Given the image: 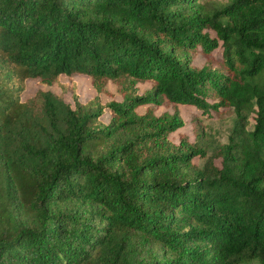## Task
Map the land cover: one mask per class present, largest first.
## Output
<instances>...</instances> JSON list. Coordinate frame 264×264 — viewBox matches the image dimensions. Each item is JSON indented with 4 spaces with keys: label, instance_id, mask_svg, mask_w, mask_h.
Instances as JSON below:
<instances>
[{
    "label": "trees",
    "instance_id": "1",
    "mask_svg": "<svg viewBox=\"0 0 264 264\" xmlns=\"http://www.w3.org/2000/svg\"><path fill=\"white\" fill-rule=\"evenodd\" d=\"M209 1L0 0V264H264V0ZM63 74L122 99H22ZM163 103L235 112L220 166Z\"/></svg>",
    "mask_w": 264,
    "mask_h": 264
},
{
    "label": "rangeland",
    "instance_id": "2",
    "mask_svg": "<svg viewBox=\"0 0 264 264\" xmlns=\"http://www.w3.org/2000/svg\"><path fill=\"white\" fill-rule=\"evenodd\" d=\"M228 0H210L209 5H224ZM213 34V31H211ZM184 55L189 61L197 66L202 67L204 65L214 68L218 66V59L221 56V49L218 47L214 49L210 54H205L200 51H187ZM152 82L149 80H140L136 83V90L138 93H144L148 91ZM121 86L113 80H109L107 83V90L102 93H98L93 87L90 76L83 74H73L67 76L65 74L60 76L59 82L54 84H43L40 82V78H29L25 83V88L22 91V99L27 100L34 96L39 89L51 90L55 94L63 97L67 102H71L75 105V101L79 100L82 103H88L93 101L94 104L99 100L101 103H105L111 99H122ZM97 96L99 99H97ZM213 100V99H211ZM148 109V104L139 107V112L144 113ZM156 114H162L164 112L179 113L182 118L183 125L177 130L170 133V139L173 143L180 144L183 139L190 144L198 147H202L207 150L208 155L203 157L196 155L193 158V162L197 166H202L208 156H213L217 165H221V156L219 155V146L229 141V135L233 130L235 124L236 114L232 109H228L224 113L214 112L213 115H207L195 106L187 104L176 103H163L158 104L153 108ZM101 118L108 122L110 114L104 111ZM254 119H251V125ZM240 264H263L257 259L240 263Z\"/></svg>",
    "mask_w": 264,
    "mask_h": 264
}]
</instances>
